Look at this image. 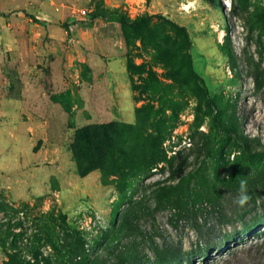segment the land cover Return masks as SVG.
<instances>
[{
    "label": "rangeland",
    "instance_id": "1",
    "mask_svg": "<svg viewBox=\"0 0 264 264\" xmlns=\"http://www.w3.org/2000/svg\"><path fill=\"white\" fill-rule=\"evenodd\" d=\"M231 114L264 147V0H0V264H68L80 238L91 259L112 261L106 248L120 240L133 244L135 264H155V248L189 264H264V232L230 252L201 249L241 231L242 218L203 210L176 219L152 202L156 188L194 171L215 166L226 177L238 149L218 141L214 120ZM108 122L131 132L137 162L151 137L173 167L79 176L74 131ZM132 209L143 210L137 236L114 234Z\"/></svg>",
    "mask_w": 264,
    "mask_h": 264
},
{
    "label": "trees",
    "instance_id": "2",
    "mask_svg": "<svg viewBox=\"0 0 264 264\" xmlns=\"http://www.w3.org/2000/svg\"><path fill=\"white\" fill-rule=\"evenodd\" d=\"M92 16L95 17L97 14L94 13ZM120 18L123 23L128 25H143L152 16L140 17L133 21H128L122 16ZM167 23L176 29L186 41H189L188 33L184 27L171 21H167ZM188 60L190 61L189 56ZM191 74L194 78L200 80L193 71H191ZM253 80L256 87H259L260 73L254 74ZM204 94L206 104L212 107L206 89H204ZM214 128L219 142H231L232 146L238 149V154L230 162L231 167L226 173V177L219 178L215 176V166H213V173L200 169L183 176L176 184L160 186L152 193L154 209L157 211L167 208L176 219L196 217L203 210L218 212L225 217L229 214L233 221L243 219L241 221V231H237L235 234L233 232L224 233L218 244L206 243L201 248L205 254L223 248L230 252L243 236L248 234L258 235L264 232V147L259 142L253 145L250 144V140L244 135L242 126L235 114L221 120L215 119ZM130 134L131 132L128 131L125 125L114 122L91 124L76 129L69 145V151L72 154L77 174L83 177L97 170L104 178L114 176L123 180L132 175L146 173L156 168L162 161L167 162L170 168L173 167V159H166V156L160 153L156 147V141L151 137L144 141L140 151L143 162H137L133 152L126 148L125 143ZM208 143L204 145L203 151L207 156H210L213 145ZM241 180L246 181V195L249 197L243 206L235 202L239 195ZM258 204L262 208L261 213L255 210ZM251 207H254L253 212L250 211ZM141 212H143L141 209L126 211L114 228V234H121L123 238H135L139 232L137 216ZM224 223L232 224L229 219ZM132 248V243L129 246H120L119 240L113 246L106 248L112 261L96 257L91 259L86 251L84 241L80 238L68 250L66 263L135 264L136 255L132 252ZM168 251L159 248L153 249L154 263L189 264L186 261L181 262L180 251L176 254H170ZM70 254L73 256L74 261L71 259ZM76 257L78 260L75 259ZM34 264H39V262L36 260Z\"/></svg>",
    "mask_w": 264,
    "mask_h": 264
},
{
    "label": "clouds",
    "instance_id": "3",
    "mask_svg": "<svg viewBox=\"0 0 264 264\" xmlns=\"http://www.w3.org/2000/svg\"><path fill=\"white\" fill-rule=\"evenodd\" d=\"M249 197L246 195V181L241 180L240 181V189H239V195L236 199V203L243 206L247 201Z\"/></svg>",
    "mask_w": 264,
    "mask_h": 264
}]
</instances>
